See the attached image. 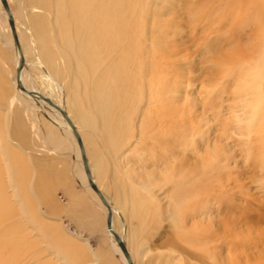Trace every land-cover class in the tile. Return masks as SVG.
Returning a JSON list of instances; mask_svg holds the SVG:
<instances>
[{
    "label": "rangeland",
    "instance_id": "374dc122",
    "mask_svg": "<svg viewBox=\"0 0 264 264\" xmlns=\"http://www.w3.org/2000/svg\"><path fill=\"white\" fill-rule=\"evenodd\" d=\"M9 6L20 20V29L24 30L25 26H29L33 7L39 4L35 0H10ZM49 8L52 11L49 15L50 21H39L46 39L44 44L48 43L50 49L58 54L54 46L56 40L68 62L75 64L67 46L65 33L61 31L57 19L54 0ZM130 13L138 22L142 34V48L138 56L139 59L141 57L139 64L143 67L141 79L144 97L141 100L138 97L129 100L124 107L115 111L116 118H123L124 121L123 125L116 126L120 135L116 144V155L106 139L94 137L98 134L95 130L86 135L85 139L92 148L103 145L106 151V157L98 158L102 162V159H105L107 163L105 175L98 178L105 190L108 187L107 192L112 196L115 189L116 193H120V190L129 193V189L133 188L137 197L144 202L145 222L142 234L133 237V242L129 244L135 264H154L159 257L169 258L170 263H175V258L179 264L207 262L192 253L193 257L189 259L188 256L182 263L181 254L169 244L175 241L187 248L181 238L187 236L190 231V224L183 217L187 202H179L176 210L173 208V212H177L180 219L179 228L175 229L167 220L165 199V194H169L170 188L173 189L169 181L171 159L158 155L155 146L157 138L141 132V118L144 112L160 116L164 120L163 113L169 109L166 99L170 96L173 100L170 102L172 111L187 118L189 147L194 149L200 145L203 151L219 150L222 151L223 159L226 154L231 158L228 173L219 174L221 178L210 176L208 187L213 191L220 190L219 194L225 204H234L232 210H235L240 223L237 238L239 263L264 264V149L259 135L254 131L248 132L246 124H243L249 111L248 105L250 106L247 103L252 94L256 93L252 85L257 83L259 74L264 72V0H132ZM54 28L56 35L52 34ZM6 35L7 24L4 16L0 14V72L6 77L9 86L13 76L16 77V68L15 52L11 39ZM151 43L154 44L155 51L149 52ZM114 59L112 57L109 62H114ZM28 60V69L32 71L36 60L31 56ZM55 76L60 81H68L67 98L69 110L72 112L71 119L82 123L88 133L90 129L86 127L89 125L87 115L93 120L98 131L101 128L98 115L100 112L95 111L94 100L91 99L95 78L81 75L74 66ZM152 81L155 82L154 89L151 88ZM28 85H35L41 89L42 94L46 89L38 77L35 82L28 81ZM258 85L264 94V79ZM50 93L53 101L58 98L56 91ZM74 94H78V97ZM149 95L152 96L148 98ZM77 100L81 109L78 105L71 107V102ZM0 108L4 111L6 106L0 105ZM38 112L40 118L35 120L28 114L29 110H25L33 141L29 139L27 143H21L12 136L6 145L9 143L10 146L7 147L16 150L19 155H32L29 159L33 173L30 189L33 190L35 175L39 172L54 171L59 175L60 182L55 181L54 188L58 204L63 209L75 210L86 227H78L65 213L56 215V219L69 232H74L79 241L87 242L90 248L89 257L92 258L99 246V240L105 238L102 232L105 223L104 212L76 179L74 170L79 161L76 160L75 153H69L71 150H67L68 154L47 150L50 144L46 139L48 132L43 119L47 122L50 120L41 110ZM175 125L176 132L181 137V123L175 122ZM38 128L41 134L37 132ZM240 133L247 139H242ZM0 144L2 145L1 142ZM94 153L97 154V150L94 149ZM34 158H38V164ZM0 162L4 189L16 209L15 213L0 222V239L11 237L27 241L29 217L23 204L24 198L12 172H8L10 161L0 155ZM218 181L222 183V191L218 187ZM92 192L96 194L95 191ZM160 192L162 207L159 206L158 200ZM178 197L181 200V193H178ZM83 203L94 211L100 222L95 232L88 228L89 212ZM42 212L45 216H50L45 207H42ZM132 224L137 227L138 221L132 220ZM11 227L14 229L13 234ZM135 230L137 229H133ZM132 236L134 234L131 231L128 238ZM145 254L148 256L143 260ZM115 257L117 264H124L119 255ZM20 264H29V251L20 259Z\"/></svg>",
    "mask_w": 264,
    "mask_h": 264
},
{
    "label": "bare ground",
    "instance_id": "6f19581e",
    "mask_svg": "<svg viewBox=\"0 0 264 264\" xmlns=\"http://www.w3.org/2000/svg\"><path fill=\"white\" fill-rule=\"evenodd\" d=\"M7 1L10 4V0ZM35 1L39 6L33 7L34 11L29 16V26H25L24 30L20 29V20L11 10L18 35L19 49L15 40H12L14 38L12 29L8 24L9 15L0 0V14L4 16L7 24L6 36L11 39V46L15 52L14 66L16 68V77L13 76L9 86H7L6 77H3L0 72V105L6 106L4 111L0 108V142L2 143V145L0 144V155L7 157L10 161L8 172H12L19 185L21 195L24 198L23 204L29 217V240L22 241L11 237L0 239V264H20V259L27 251H29V264H58V260L48 254V226L41 220L39 209L42 206H48L52 200L53 188L56 184L55 181H59V175L54 171L39 172L35 175L34 184L32 183L33 190L30 189L33 173L29 159L32 158V155L29 157L19 155L13 148L11 150L10 147H7L10 146L9 143L6 145V142L13 137L20 140L21 143H27L29 139L33 141L31 128L25 115L26 109L29 110L28 114H31L35 120L40 118L39 110L50 120L47 122L43 119L48 132L46 139L50 144L49 147L47 146L48 151L67 153V150H71L69 153H75L74 156L79 161L75 164L76 179L91 193L95 204L107 214L108 218V207L97 193L92 192L94 189L91 187L86 174L81 148L72 126L54 106L37 95H29L19 87L20 83L27 90L37 92L49 99H51L50 92L56 91L58 98H54V101L51 100L59 105L71 119L72 112L69 110L67 98L69 85L66 84L68 81H60L55 75L65 72L73 66L81 75L95 78L91 99L94 100L95 111L100 112L98 115L100 116L99 125L101 128L97 131L95 123L87 115L89 125L86 127L90 129L88 133L85 126L81 125L82 123L74 122L72 119L71 121L82 139L92 180L111 207L112 227L111 229L108 227V233L114 251L120 255L124 264H130L115 239L114 234L117 233L127 247L132 264H135L130 245L133 242V237H139L142 234L145 222L144 202L137 197L133 188L129 189V193L121 190L120 193H116L115 189L112 196L107 192L108 187L105 190L98 178L105 175L104 169L107 163L105 159H102V162L98 158L106 157V151L103 149V145L98 146L99 148H92L85 139L86 135H90L95 130L98 134L94 137L106 139L112 146L113 154L116 155V151H118L116 144L120 139L119 130L116 129V126L117 124L123 125L124 121L123 118H116L115 111L124 107L129 100L132 101L137 97L141 100L144 97L143 80L141 79L143 67L139 64L141 57L139 59L138 56L142 48V34L138 22L130 13L132 0H54L57 19L61 31L65 33L67 46L71 56L75 59V64L68 62V58L61 53L56 40L54 46L57 48L58 54L50 49L48 43L44 44L46 39L42 34L43 29L39 21H50L49 15L52 14V11L49 6L53 0ZM47 25L50 24L47 23ZM52 34L56 35L55 28ZM150 51H155L152 43L149 46ZM29 56L36 60L35 63L32 62L34 63L32 71L28 69ZM112 57L115 58V61L109 62ZM21 58L24 59L22 67L24 72L21 71L22 74L18 80L17 68ZM259 75L260 78L257 79V83L252 85L256 93L255 95L252 94L247 103L250 106L248 105L249 111L246 113V120L243 124H246L248 132L254 131L259 135L264 149V94L258 85L264 79V72ZM37 77L46 88L44 89L45 95L35 85L32 87L28 85V81L35 82ZM151 88H155L153 81ZM74 91L76 92V87H74ZM74 96L77 98L78 94H74ZM150 96L152 95H149L148 98ZM167 99L166 105L169 109L163 113L164 120L160 116L156 117L147 111L144 112L141 118L143 125L141 132L157 138L155 141L157 145L155 146L158 155H165L166 158L171 159L169 181L173 189L170 188L169 194H165V199L167 201V220L175 229L179 228L180 219H178V213L173 212V208L176 210L179 202H187V205L184 206L183 217L190 224V231L187 236L181 237L187 248L180 246L175 241H171L169 244L181 254L180 261L182 263L188 256L190 259L196 255L197 258L201 257L202 261L206 260L205 264H240L237 239L240 223L235 210H232L234 204H225L219 194L220 190L214 189L213 191L208 187L210 176L216 175L221 178L222 176L219 174L228 173L231 158L226 154L223 159L221 157L223 156L222 151L219 150L203 151L200 145L194 149L190 148L187 140L189 136L187 118L172 111L170 108L173 102L172 96ZM77 102L79 100L71 102V107L78 105V108L81 109ZM175 122L181 123V137L176 132ZM37 132L41 134L40 128ZM240 135L243 134L240 133ZM242 139L245 140L247 137L242 136ZM94 149L97 150V154L94 153ZM1 152H4V155ZM34 160L36 164L39 163L38 158H34ZM4 185L0 176V222L15 213L14 210H16L13 208L11 198L4 189ZM218 187L222 191L221 181H218ZM178 193H181V200ZM214 193L216 194L214 195ZM159 195V206L162 207L161 192ZM132 220L138 221L137 227H133ZM133 229L137 230L133 231ZM131 231L134 236L129 239L128 234ZM13 233L14 229H12ZM147 256L148 254L143 255V260ZM174 261L175 263H170L169 258L159 257L154 264H179L175 258Z\"/></svg>",
    "mask_w": 264,
    "mask_h": 264
},
{
    "label": "crops",
    "instance_id": "0c3cea01",
    "mask_svg": "<svg viewBox=\"0 0 264 264\" xmlns=\"http://www.w3.org/2000/svg\"><path fill=\"white\" fill-rule=\"evenodd\" d=\"M54 188L52 200L49 202L48 206H42L45 207L47 211H49L50 216L44 215L42 212V207L39 209L41 220L48 226V254L57 259L58 264H117V259L115 256L119 254L114 251L108 233V226L106 223L107 214L104 213L105 223L102 229L105 238L104 240H99V246L93 253V257L90 258V248L87 242L84 240L79 241L74 232H69L68 229H66L63 224L56 219V215L60 216L61 213H65L70 219H72V221L77 224L78 227H86V224L81 218H79L75 210L68 208L63 209L58 204L54 195ZM91 197L93 198V196ZM86 207H88V205L85 204L84 208L88 209L89 212L88 228L92 232H95L96 228L100 226V222L97 219L94 211L89 207Z\"/></svg>",
    "mask_w": 264,
    "mask_h": 264
},
{
    "label": "water",
    "instance_id": "95a60500",
    "mask_svg": "<svg viewBox=\"0 0 264 264\" xmlns=\"http://www.w3.org/2000/svg\"><path fill=\"white\" fill-rule=\"evenodd\" d=\"M1 1L3 3V6H4L5 10L7 11L8 15H9V25H10V27L12 29L13 36H14V40L17 43V45H18V47L20 49L18 35H17L16 29H15V21H14V18H13V15H12V12H11V9H10V6H9L7 0H1ZM23 65H24V59L21 58L20 64H19V66L17 68V78H18V80L20 78ZM19 87L23 91H25L26 93H28L29 95H32V96L37 95V96L41 97L43 100H45L46 102H48L49 104H51L52 106H54L56 109H58L63 114V116L67 119V121L69 122V124L72 126V128H73V130H74V132H75V134L77 136V139H78L80 148H81V153H82V157H83L84 165H85V171H86V174L88 176L90 185L94 189V191L100 196V198L102 199L103 203L108 207L109 212H108V218H107V225L111 229V227H112V212H111V207H110L109 203L107 202V200L105 199V197L103 196L102 192L99 190V188L97 187V185L92 180L91 172H90L89 165H88L87 158H86V152H85V149H84V146H83V142H82V139H81V137H80V135H79V133H78L75 125L73 124V122L71 121V119L69 118V116L67 115V113L59 105H57L55 102H53L51 99H49V98H47V97H45V96H43V95H41V94H39L37 92H33V91L27 90L20 83H19ZM114 235H115L116 241L118 242L119 246L121 247L122 251L124 252L126 258L130 262V264H132V259L130 257V254H129L128 250H127V247H126L123 239L117 233H115Z\"/></svg>",
    "mask_w": 264,
    "mask_h": 264
}]
</instances>
